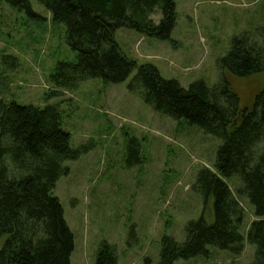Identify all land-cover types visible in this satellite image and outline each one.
I'll return each instance as SVG.
<instances>
[{"label": "rangeland", "instance_id": "rangeland-1", "mask_svg": "<svg viewBox=\"0 0 264 264\" xmlns=\"http://www.w3.org/2000/svg\"><path fill=\"white\" fill-rule=\"evenodd\" d=\"M175 1L177 19L170 39L128 27L118 28L116 39L124 54L138 64H155L163 77L177 79L184 87L197 80L212 87L220 80L219 60L229 53L235 37L248 34L260 40L264 0ZM31 4L42 19L0 0V98L41 108L56 105L72 147L80 150L77 159L64 162L69 173L54 188L74 235L70 264H95L104 241L115 246L117 264H160L165 235L183 243L190 220L202 215L208 223L215 220L213 200L205 204L194 184L203 169L217 172L222 139L157 111L130 91L135 71L119 83L90 77L74 89L56 86L51 75L59 63L77 62V51L68 43L66 25L55 23L39 0ZM152 18L160 20L159 8ZM262 74L229 75L242 105L252 103L263 85ZM226 180L238 194L240 176ZM241 200L245 248L240 254L210 245V256L179 258L175 264L253 262L257 245L247 234L254 205L246 196Z\"/></svg>", "mask_w": 264, "mask_h": 264}, {"label": "trees", "instance_id": "trees-1", "mask_svg": "<svg viewBox=\"0 0 264 264\" xmlns=\"http://www.w3.org/2000/svg\"><path fill=\"white\" fill-rule=\"evenodd\" d=\"M1 1L42 19L31 0ZM39 1L52 12L55 23L66 25L68 43L77 51V62H61L51 75L56 86L74 89L90 77L119 83L135 71L130 91L139 93L157 111L197 124L222 139L217 172L203 169L194 184L205 204L213 200L215 220L208 223L204 215L190 220L183 243L165 235L160 264L210 256V245L240 254L245 248L241 196L254 205L255 218L247 237L257 251L249 264H264V78L248 105L241 104L229 78L263 77L264 30L260 40L248 34L233 39L229 53L219 60L220 80L214 86L197 80L184 87L177 79L163 77L155 64H138L128 57L116 39L120 27L170 39L177 19L175 0ZM158 8L161 18L155 21L152 15ZM62 122L56 105L41 108L0 98V264H70L74 235L54 188L69 173L64 162L77 159L80 150L72 147L71 134ZM134 140L129 141L131 153ZM233 175L243 181L238 194L226 180ZM117 263L115 246L104 241L95 264Z\"/></svg>", "mask_w": 264, "mask_h": 264}]
</instances>
